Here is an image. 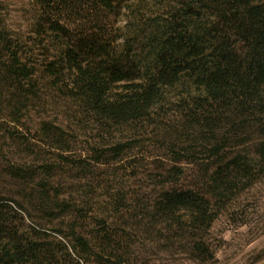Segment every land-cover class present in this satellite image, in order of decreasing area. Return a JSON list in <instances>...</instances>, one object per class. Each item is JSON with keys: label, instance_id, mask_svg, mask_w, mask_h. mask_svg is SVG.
Listing matches in <instances>:
<instances>
[{"label": "trees", "instance_id": "16d2710c", "mask_svg": "<svg viewBox=\"0 0 264 264\" xmlns=\"http://www.w3.org/2000/svg\"><path fill=\"white\" fill-rule=\"evenodd\" d=\"M40 2L58 15L100 7L129 15L119 47L105 44L102 30L77 40L52 24L57 54L42 73L0 29V180L32 187L24 199L52 224H25L28 206L0 194V264H138L132 248L141 233L194 262L211 261L206 236L219 210L264 173V0ZM41 86L104 133L151 127L173 163L199 167L195 178L186 181L182 166L163 168L146 201L112 186L98 196L87 188L79 199L51 195L39 177L53 178V164L28 165L24 150L8 154L26 142L3 124L41 105ZM40 130L54 147L59 128L42 122ZM95 152L100 162L104 153Z\"/></svg>", "mask_w": 264, "mask_h": 264}, {"label": "rangeland", "instance_id": "374dc122", "mask_svg": "<svg viewBox=\"0 0 264 264\" xmlns=\"http://www.w3.org/2000/svg\"><path fill=\"white\" fill-rule=\"evenodd\" d=\"M113 4L118 10L119 4ZM89 7L85 5L84 9ZM101 8L100 12L87 10L82 12L83 15L69 12L58 15L40 0H0V29L11 39L22 60L42 73L44 65L57 54L54 41L60 37V32L51 30L52 24L64 28L71 38L77 40H85L89 34L102 30L100 33L105 44L112 47L121 45L120 29L129 14L123 10L120 14L118 11L110 13ZM40 88L43 94L41 105L31 107L33 111L21 113L20 123L3 124L9 132L20 135L26 142L20 149L12 147L8 154L24 150L20 154L28 165L53 164V178L44 174L39 177L47 184L51 195L63 192L66 198L79 199L87 188L93 189L98 196L104 192L103 188L112 186L122 188L123 192L132 191L135 198L144 197L143 201H146L157 188L154 183L166 174L163 168L182 166L186 181L195 178L193 170L199 167L183 161L173 163L171 152L162 146L161 136H155L151 127L133 131L115 129L111 134L104 133L56 91ZM42 122L50 123L61 132L56 131L59 136L53 137L54 147L42 136ZM176 122L170 125L176 127ZM56 138L61 140L58 145ZM116 143L126 144L119 155L109 150ZM28 148L33 153L26 151ZM95 149L104 153L100 162L94 159L97 155ZM29 192H32V187L24 190L10 179L0 180V194L13 196L28 206L31 217L22 214L25 224L52 225L44 219L42 212L36 211L25 200ZM92 228L86 227L87 230ZM206 242L214 257L203 263L194 262L185 252L168 248L166 241L151 238L145 233L135 239L132 250L138 264H264V173L256 175L250 185L221 207Z\"/></svg>", "mask_w": 264, "mask_h": 264}]
</instances>
